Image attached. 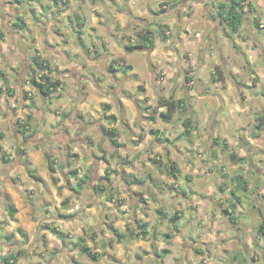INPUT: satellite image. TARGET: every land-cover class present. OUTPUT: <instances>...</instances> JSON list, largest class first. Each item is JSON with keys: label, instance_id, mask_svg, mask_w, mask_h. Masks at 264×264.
<instances>
[{"label": "clouds", "instance_id": "1", "mask_svg": "<svg viewBox=\"0 0 264 264\" xmlns=\"http://www.w3.org/2000/svg\"><path fill=\"white\" fill-rule=\"evenodd\" d=\"M0 264H264V0H0Z\"/></svg>", "mask_w": 264, "mask_h": 264}]
</instances>
